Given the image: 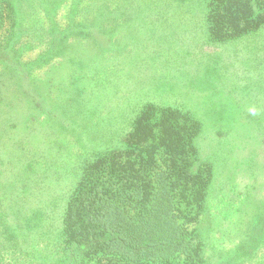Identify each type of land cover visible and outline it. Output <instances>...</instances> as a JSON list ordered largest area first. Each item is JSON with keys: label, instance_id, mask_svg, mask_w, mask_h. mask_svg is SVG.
<instances>
[{"label": "rangeland", "instance_id": "rangeland-1", "mask_svg": "<svg viewBox=\"0 0 264 264\" xmlns=\"http://www.w3.org/2000/svg\"><path fill=\"white\" fill-rule=\"evenodd\" d=\"M247 1L223 41L212 0H0V261L126 264L79 253L64 214L88 167L125 165L139 119L170 111L209 175L203 208L177 210L205 264H264V0Z\"/></svg>", "mask_w": 264, "mask_h": 264}, {"label": "trees", "instance_id": "trees-1", "mask_svg": "<svg viewBox=\"0 0 264 264\" xmlns=\"http://www.w3.org/2000/svg\"><path fill=\"white\" fill-rule=\"evenodd\" d=\"M212 2L218 10L209 22L217 39L240 36L251 26L247 0ZM25 93L36 95L30 89ZM165 116L146 112L139 119L138 133H130L117 156L128 155L125 165L98 163L84 173L63 222L69 243L79 253L126 264H146L161 255L205 264L199 244L184 228L177 210L184 197H195L196 205L203 208L209 175L195 172L194 132L170 111ZM0 264L7 263L1 259Z\"/></svg>", "mask_w": 264, "mask_h": 264}]
</instances>
